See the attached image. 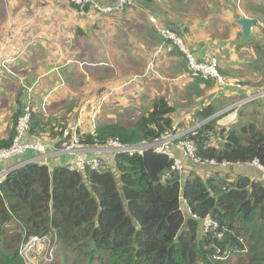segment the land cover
Wrapping results in <instances>:
<instances>
[{
	"label": "trees",
	"instance_id": "trees-1",
	"mask_svg": "<svg viewBox=\"0 0 264 264\" xmlns=\"http://www.w3.org/2000/svg\"><path fill=\"white\" fill-rule=\"evenodd\" d=\"M93 1L100 7L115 6L120 2ZM214 1L212 12L211 0H131L132 3L125 5L123 11L107 13L92 4L82 8L71 0H43L42 3L54 7L59 2L66 3L64 8L71 22L66 35L74 34L80 39L83 60L88 54L89 59L104 64L109 68L107 72H111L109 76L100 77V86L107 84L108 77H115L112 74L116 73L114 68L120 64L118 60L125 58L123 55L127 51L122 47L124 43L120 45L119 41L132 35L145 40L142 48L148 49L149 53L159 52L154 59L158 65L154 71L158 80H161L157 73L159 70H166L163 72L166 84L179 73L187 75V56L173 41L164 38L159 29L181 36L197 55L193 33L198 29H195L196 25L205 22L213 27L210 38L214 43L210 50L218 53L221 74L240 85H248L251 78L259 80L264 76V30L259 24L256 28L260 31L261 42L247 41L242 33L238 36L241 39L237 46L238 64L229 61L231 54H227L222 44L229 39L232 26L242 29L238 25L240 17L245 15L257 22L264 21V0ZM32 3L39 2L32 0ZM202 12H206V16L200 21L198 17ZM35 15V9L27 7L15 12L16 18L9 24L6 0H0V29L9 27L16 32L24 19ZM77 16L99 25L96 33L88 32L85 25L73 24ZM216 16L220 17L217 21ZM151 18H156L157 25ZM32 22L30 27L36 31L37 24ZM122 22L126 25H120ZM147 24L150 27L147 28ZM30 27L26 26L27 29ZM94 41L95 49L90 50L88 43ZM107 41L113 42L110 54L116 55L117 59L107 58V53L105 60L98 59V55L99 58L103 56V49H108ZM98 47L101 50H96ZM170 47V53L164 57L161 49L168 51ZM212 54L215 55L214 52ZM197 58L201 59L198 55ZM148 59L151 62V57ZM6 60L10 64V60ZM140 69L145 71L143 66ZM245 71L250 74L249 80L242 81L245 80L241 78ZM66 72L68 80L75 85L78 80V73H75L79 70L67 68ZM120 73L130 74L119 71L116 75L118 80ZM139 74L141 72L136 75ZM237 77L239 81L235 79ZM187 78H192L197 86L206 85V89L216 84L214 80L192 75ZM151 84L162 89L157 82ZM64 90L67 96L59 105L50 106L48 112L41 107H33L27 142L46 140L54 149H64L70 143L72 131L68 135L65 133L73 118H77L79 104L84 97L81 94L76 99L70 96V90ZM258 91L259 88L252 93L240 90V99ZM203 92L197 91L196 96L202 98ZM229 92L234 90L229 89ZM235 96L219 97L215 102L209 100L207 107L195 113L196 118L205 123L190 132L187 138L195 141L201 163L190 162V173L182 181L172 169V159L152 151L144 155L116 156L114 168L119 179L107 165L99 171L88 169L82 172L75 163L67 162L54 167L45 162H33L12 171L0 186V264H26L19 254L21 244L30 237L44 236L51 237L56 245L51 264H235L232 258L237 255L244 257L238 260L239 264H264V181L260 177L261 172L250 166L254 161L264 166V129L257 125L263 119L264 100L250 103L254 111L248 113L252 119L249 124L222 126L220 120L235 111L220 113L240 102L235 101ZM141 101L149 102L150 106L152 103V108L136 123L125 125L97 120L93 130L77 131L80 144L104 145L112 139L129 145L138 144L159 138L171 130L173 116L182 120L179 109L171 103L170 94L146 95L141 97ZM20 105L22 107L12 116L10 132L0 139V148H8L14 142L24 106ZM241 109L238 116L244 115ZM178 124L184 128L182 123ZM12 161H16L13 164L16 165L23 159ZM211 161L216 165H210ZM223 163L230 164L229 168L222 167ZM203 165L219 168H214L209 174L203 170L209 166ZM245 169L255 170L259 176L254 177ZM198 171H203L204 175L197 174ZM208 218L212 226L207 231L203 224ZM220 234L222 238H219Z\"/></svg>",
	"mask_w": 264,
	"mask_h": 264
},
{
	"label": "rangeland",
	"instance_id": "rangeland-1",
	"mask_svg": "<svg viewBox=\"0 0 264 264\" xmlns=\"http://www.w3.org/2000/svg\"><path fill=\"white\" fill-rule=\"evenodd\" d=\"M11 3L14 4L15 2L11 1ZM210 3H211L210 9L212 12V9L215 6V1L211 0ZM189 7H191V6H189ZM48 9L51 10L52 12H54L51 8L48 7ZM58 11H59L58 13L63 12L65 15L68 13V11L66 9H63L62 7H59ZM217 15H219V14L217 13ZM10 16H11V14H10ZM199 16L200 17H198V19L200 21L203 20L202 18H204L206 16V12H202L201 15H199ZM78 17H80L81 19L83 18L82 16H78ZM56 18H57V16H55V14L54 15L51 14V15H48L46 19L52 20V19H56ZM215 18H217L216 21L219 20V16H216ZM152 19H154L152 21L156 24L157 23L156 18H152ZM209 20H210V18H209ZM88 21H90V20H88ZM90 22L92 23V21H90ZM262 22H264V21H262ZM206 23L207 22L199 23L198 25L195 26V29H197V28L200 29L199 33H201L202 36L205 34L207 36L206 41L207 40L209 41L210 37L212 36L213 27H212L211 23L209 25ZM120 25H126V24L124 22H122ZM148 27H150V26L147 24V28ZM253 28H254V30H257L256 26ZM46 33H47L48 37L53 36L52 38L49 39V42H45L43 40L42 41H38V40L36 41V40L32 39L31 40L32 45L36 46L37 48H39V47L43 48L44 45H42V46L40 45L42 43L45 45L51 44V47H58L60 41L58 39L59 37H57V36L59 34L57 35L56 31L50 30V29H48ZM199 33L197 34V36L200 35ZM60 34H62V33H60ZM149 34H151V31H149ZM201 40L202 39L199 37L198 42L201 43ZM144 42H145V40L142 37H138L136 35H132L127 39L123 38L122 40L119 41V44L121 45L124 43L122 45V47L127 49V51L124 52V55H123L125 58L118 60L120 64L114 68L116 70V73H112L115 75V77L113 75H112V77H108L109 79L106 82L107 84H103L102 86H100L98 83V81L100 80V77L104 76L105 74H108V76H109V73H111V72L110 71L107 72V70H109V68L105 67L104 64H98L99 62H96L93 59L87 60V58L89 57L88 54H86V56L84 58V60H86V61H83V55L82 54L76 55L77 54L76 52L72 53L71 55L72 56L76 55V56H74L76 58H73V60H71V61L76 60V61H78V63L70 64L67 61V60L71 59L70 55L66 56L64 54L67 57V60H63V59H61L60 54L58 55L56 51L51 52V50H50V54L47 55V53H46L47 51H45V48H43L41 50L44 52L43 55L46 54V56L49 58V60L54 59L56 61L55 67L60 66L62 68L61 71H58L60 73V76H59L58 72L55 71L52 73H48L47 76H45V77H41L42 75L46 74V71L42 70V72H39L37 70V68L30 67L28 62L24 63V67L27 70L25 73H20V72H16V71L14 72V70L11 67V63L8 64L7 60L4 61V59L0 60V65L5 70L9 69L8 70L9 72L11 70L13 72V74H11V72L9 74H11V76L15 77V79L13 78L14 80H16L17 82L19 81L22 84V85L20 84V86H16L17 82H15L16 83L15 84L16 91H17V93L20 94L23 101L25 99V91H26L23 88V85H25V84H30L32 86L34 85V87H35V85H37V88L39 90V94H38L39 96L41 95V93H45V92H48V91L53 90V89L57 90L61 87H62L61 90H64L65 88L67 90H70L72 93L70 96L74 97L76 99L79 95H81V94L83 95V97H84L83 101H82V103L79 104L80 108H79L78 112L76 111L77 112V115H76L77 118L74 117L72 122H70V123H74L72 126V129H71L72 135H73L72 136L73 138L71 140H73L76 137V133L78 130H82V131H89L90 129L93 130L95 124L97 123V120L100 122L105 121V122H110V123H122L125 125H133L134 123H136L139 120V118L141 117L142 114L147 113V111L149 112V110L152 108V103L150 106L149 102L141 101L142 96L153 95V94L167 96L170 94V92H167V90L165 89V85H164L166 83H165V77H164L163 72H165L166 70L157 71L158 75L161 77V80H157L158 77L155 75V72H154L156 66H158L156 64V62L154 61V59L156 58V56L159 55V52H156V53L150 52L149 57H151V62H147L146 57H148V55H145L146 49L142 48L144 45ZM79 44H81V42H75L74 45H79ZM107 44H108L107 45L108 49L107 50L103 49V56H101V58H99L100 56L98 55L97 56L98 59L105 60L106 59L105 58L106 53H107V58L117 59L116 55L110 54V49L113 45V42L107 41ZM77 48H79V47H77ZM88 48L90 50L93 48L95 49V41L89 42ZM171 48L172 47H170L168 51L161 49L160 53H162L164 57H167L168 54L170 53ZM212 49H215V48H212ZM96 50H101V47H98ZM215 51L216 50H210L209 49L208 55L218 57V53ZM212 52H214L215 55H213ZM229 52H231V50H228L227 54ZM117 53H118V55L122 56V53L120 51H117ZM53 57H55V58H53ZM26 59H28V58H26ZM41 61H43V57L41 58ZM229 61H232V58ZM14 62H16V61H13V63ZM141 66H143V67L146 66V68H147V71L144 72L145 74L143 76H141L144 78V80L139 79V76L136 75V74L142 72L140 69ZM67 68L79 70V72L75 73V75H77V73H78V80L75 83V85H72L71 82L68 80L69 75L68 74L65 75L63 73ZM119 71H122L123 73L129 72L130 74H121L120 73L119 77H121V78H120V80H118L116 75H118ZM242 75H244V76H241V78L243 77L242 79H245V80L241 79L242 81L249 80L250 74L248 73V71L243 72ZM20 76H22L21 80L19 79ZM26 76H29V79L27 81H26V79H27ZM92 76H94L96 78L93 79ZM177 77L178 76H176L174 78H177ZM187 77H190V75L188 74ZM173 79H171V80H173ZM235 79L237 81H239L238 79H240V78L237 77ZM250 80H251V82H249L248 85H242L241 84L242 89H247L248 93H252L253 90L257 89V88H259V89L264 88V85H263L264 76H261V78H259V80H254L252 78ZM141 81H144L145 83L157 82L160 86H162L164 88V90L163 89H159V90L154 89L150 93L144 87L145 89L142 91V90H140V88L137 87V85ZM191 82H192V78H190L189 84L182 86V87H179V89H178L179 91L174 90L171 92V95L175 98L176 101L181 100L179 97L185 98L184 100H182V102H183V105H185V104L187 105L188 110L186 108L185 109L186 111H189L192 107H197L198 110L202 109L204 107H207L209 105V102H208L209 100H210V102H213V101L215 102L216 100H218L219 97L221 99L222 98L227 99L231 96H235L234 92L229 93V92H225L224 90H223L224 91L223 92L221 89V86L215 84L213 86V89H212L213 92L210 93V95H209L210 97H207L206 92L204 91L202 93L203 97L202 98L199 97L197 100H195L194 96H195V93L197 91H199V88L196 85L191 87V85H190ZM83 83L85 84V87H83ZM5 84L6 83H4V85ZM241 85L238 84V86H241ZM12 90H13V88H12ZM81 90H82V93H81ZM236 91H237V89H236ZM22 92H23V95H22ZM3 96L7 98V95H3ZM235 97H236L235 101H237V100H240V102L242 101V99H240L242 97V94H239V96H235ZM2 99H3V97H2ZM10 100H12V99L10 98ZM37 101L39 103L40 98H38ZM11 102H13V100ZM21 103H23V102H21ZM171 103L173 105H175V103L173 101H171ZM6 104H5V108H7ZM56 104L57 103H53L52 105L56 106ZM176 104L178 106L177 108L183 109V107L180 103L176 102ZM236 104L229 106V107L233 106V107H231V108H233L231 111L236 110L233 113L235 118L230 120L229 117L233 115V114H230L228 117L226 116V117H224V119L220 120V122H219L220 125L232 127V126H238V125L241 126L243 124H249V122H251L252 119L250 118V115L248 114L253 109V107H251V104L248 106H245L243 110L240 108L241 111L244 112L243 116H238V111L240 109H238V110L234 109ZM52 105L47 104L46 112L49 111L48 108L50 106L52 107ZM34 106H37L36 100H34ZM34 106H32V108ZM21 107H22V105L17 104L14 110L13 109L10 110L11 113L5 109L6 110V118H3L5 113L3 111H0V123L4 124V126H3L4 129L8 126L7 123H10V125H9L10 128L7 129L6 135L10 132V130L13 126L12 117L8 118L7 114L10 113L11 115H13L15 113V111H17L16 109L21 108ZM24 107L25 106H23V108ZM256 109L259 111L261 110L260 107H257ZM262 116H263L262 117L263 119L261 120V122L257 123V125L259 128L264 129V112H262ZM172 118H173L172 120L174 122V127H176L178 130H180L182 132H185L188 130L192 131L193 129L196 130L197 127L202 124L200 122V120L196 118L195 115H194V117L192 115V119L187 118V121H185L183 119L182 120L177 119L176 116H173ZM95 119H96V121H95ZM177 122L182 123L184 125V128H182V126L178 124L180 126V128H179V126H177ZM40 141H43V142L45 141V143H47L46 140H40ZM50 149H52V147H50ZM107 156H111V155H107ZM75 159H76V157H75ZM46 164L49 165L50 167H52V166L54 167V166L58 165L55 158L49 159L46 162ZM206 166H209V165H203L202 167H206ZM110 168L114 172L116 178L119 179V174L115 170L114 166L113 167L111 166ZM214 168H219V167L209 166L208 168H205L203 170L209 174H212L214 171ZM224 168H227V167H224ZM228 168H229V166H228ZM190 170H191V165L189 163H187L186 168H185L186 173L183 175V179H186L188 177ZM226 170H228V169H226ZM245 171L246 172H252L254 177L259 176V174L255 170H246L245 169ZM202 172L203 171H198L197 174L199 173V174L204 175ZM193 173H196V172H193ZM260 177H262V175H260ZM240 259H244V257H242L240 255L234 256L232 258V260H233L232 262L235 264L236 263L239 264L240 262L238 260H240Z\"/></svg>",
	"mask_w": 264,
	"mask_h": 264
},
{
	"label": "built area",
	"instance_id": "built-area-1",
	"mask_svg": "<svg viewBox=\"0 0 264 264\" xmlns=\"http://www.w3.org/2000/svg\"><path fill=\"white\" fill-rule=\"evenodd\" d=\"M71 1L82 8L88 4H92L96 9L104 13L123 11L125 5L132 3L131 0H120L115 6L100 7L98 4H95L93 0ZM152 20L154 19L151 18V21ZM257 24H259L260 28L264 30V22H258ZM159 31L164 38L173 41L174 44L177 45L187 56L189 75H192L193 77H201L206 80H214L217 85L225 89L240 88L237 83L232 82L221 74L219 70L220 60L218 57L211 56L207 59H198L194 52L187 47L185 40L181 36L167 29H159ZM33 87L28 86L27 88L28 94L24 103L25 107L23 108L25 115L19 117L13 144L8 148H0V186L12 171L21 166L33 162L44 161L46 163L49 159L60 155L75 156L76 168L85 172L88 169L96 171L105 169V164L98 155H111L115 158L122 154L134 156L144 155L146 152L152 151L155 154L165 155L172 159V169L180 175L181 181L183 175L186 173V163L184 162V159L195 164L201 163V160L198 157V148L195 141L187 138V135L195 129L182 132L174 126L171 130L163 133L159 138L154 140H143L138 144L130 145L121 143L119 140L115 139L107 141L104 145H81L78 135H76V137L71 140L64 149H54L51 145L40 140L27 142L25 139L31 128L32 106H34L35 100ZM259 100H264V88L259 89L255 94H249L248 97L244 98L240 103H237L234 109L238 110L247 104ZM42 109L45 111V106H43ZM232 109L233 108L227 109L220 115L226 114ZM204 123H202V125ZM201 126L199 125L197 128ZM65 135H68V132H66ZM50 147H52V149H50ZM179 155H182V157ZM15 158H21L23 161L10 167L4 166L7 161H12ZM210 165H216V163L211 161ZM229 165L230 164L228 163H223L221 166L228 167ZM250 166L256 167L261 172V179L264 181V166L258 161L252 162ZM203 225L204 229L208 231L212 226V221L208 218ZM219 238H222V234L219 235ZM55 250L56 245L53 244L51 237H30L21 244L19 254L26 264H51L55 257Z\"/></svg>",
	"mask_w": 264,
	"mask_h": 264
},
{
	"label": "crops",
	"instance_id": "crops-1",
	"mask_svg": "<svg viewBox=\"0 0 264 264\" xmlns=\"http://www.w3.org/2000/svg\"><path fill=\"white\" fill-rule=\"evenodd\" d=\"M11 1H13L15 3L12 4ZM42 1L43 0H41V1L38 0V2L41 3V4H39V3H32V0H6L8 11L10 12V14L12 16V17L10 16V18H9V24H11V21L13 20V18L14 19L16 18L14 14L17 11L24 10L27 7H33L36 11L35 17L28 19V20L24 19L23 25L20 26L16 32H12L9 27L0 29V60L1 59H4V61L6 59L10 60L11 67L14 70V72L16 71V72H20V73H25L27 71L24 67L25 62H28L30 67L37 68V70L39 72H42V70L46 71V74L42 75L41 77L47 76L48 73H52L55 71H57V72L61 71L62 68L60 66L55 67L56 61L54 59L49 60V58L46 56V54L43 55L44 52L41 51L43 48H45V51H47L46 52L47 55L50 54V50H51V52L56 51L58 55L60 54V57L63 60H67L66 56L70 55L71 59L67 60L70 64L78 63V61H76V60L71 61V60H73V58H76L74 56L79 55V54L83 55V51L80 47L81 44L74 45L75 42H81L80 39L78 37H76L74 34L66 35V33L68 32V25L71 24V22L69 20V13H67L66 15L63 12L58 13L60 11V10L58 11V8L62 7L63 9H65L64 5L66 3L65 2H59L57 4V6L54 7L52 4H44V3H42ZM45 1L48 2L49 0H45ZM48 7L51 8L54 12L49 10ZM51 14L52 15L55 14V16H57V18L52 19V20L46 19L47 16L51 15ZM243 17L249 18L245 15ZM240 18H242V17H240ZM82 19L77 16L76 19L72 23L85 25L84 27L87 29L88 32L96 33V28L99 25H95V23H91L88 20L83 21ZM230 19L233 20V16H231ZM249 19H251V18H249ZM32 21H34L37 24V30L36 31H33V28L30 27V24L33 23ZM98 24H99V22H98ZM26 26H29L30 28L27 29ZM100 26H102V24ZM16 29H14V30H16ZM48 29L56 31L57 35L59 34L57 36V37H59L58 39L60 41L59 46L58 47H51V44L45 45L42 43L40 45L41 46L44 45L43 48H41V47L37 48L36 46H33L32 42H31L32 39L36 40V41L37 40L38 41L43 40L45 42H49V39L52 38L53 36L48 37V35L46 33ZM199 30L200 29H197L193 33V39L192 40L195 42L194 43V51L197 53L198 57L200 56L201 59H204V58L207 59V58L212 56V55L211 56L208 55V52H209L208 49H210L213 46L214 42L211 40V38L209 39V41L208 40L206 41L207 36L205 34L202 36L201 33H199ZM231 31L232 32H231L229 39L226 40L224 44H222V47L225 48V51L231 50V52H229V53L231 54L232 62L235 61L236 62L235 64H238L237 63V61H238L237 46L241 43L240 42L241 39L240 38L238 39V36L240 35V33H242V29H240L237 26H235V27L232 26ZM60 33H62V34H60ZM198 33L200 34L198 36L202 39L201 43L198 42V39H199V37L197 36ZM242 35H243V33H242ZM252 35L255 37L256 41H258V42L262 41L259 29L254 30V28H253L252 29ZM97 42H98V40H97ZM77 47H79V48H77ZM74 52H76L77 54L72 56L71 54ZM242 52L243 51L241 50L240 53H242ZM145 55H148V57L150 56L148 49L145 50ZM250 56L251 55H249V57ZM42 57H43V61H41ZM148 57H146L147 62H149ZM10 58H15V59L12 60ZM26 58H28V59H26ZM53 58H55V57H53ZM87 59H89V57ZM13 61H16V62L13 63ZM234 67H236V66H234ZM8 70L6 69L7 73H5V70L2 69L0 66V111H3L5 113L3 118H6V110H8L11 113L10 110L15 109L16 105L18 104V101H19V104L21 102H23L22 104L24 105V103L27 99V94H28L27 88H28V86H32L30 84L23 85V88L26 90L25 91V99L23 101L20 94L17 93V91H16V86H20L21 83L19 81L17 82L16 80H14L15 79L14 76L7 75L8 73H10ZM146 71H147V68L145 66L144 72H146ZM144 72H141V74H139L138 76H143L145 74ZM63 73L65 75H67L66 70ZM58 74L60 76L59 72H58ZM187 75H182L181 73H179L177 75L178 76L177 78H174L172 82L166 84L167 86L170 85L169 87L165 86V89L168 92H170V100L175 103V106H177L176 102H178L182 105L183 109L182 108H180V109L178 108V109H179V112L182 114V119L185 121H187V118L192 119V115L194 117L198 108L192 107L189 110L190 112L186 111L185 109L187 108V105L186 104L183 105V102H182V100H184L185 98L179 97L181 100L176 101L175 98L171 95V92L174 90L179 91L178 90L179 87H182V86L189 84L190 78H187ZM21 77L22 76H20V78H19L20 80H21ZM26 78H27L26 79V81H27L29 79V76H26ZM140 79L144 80L143 77H140ZM15 82H17L16 86H15V84H16ZM4 83H6V84L4 85ZM190 85H191V87H193L195 85L193 80H192ZM153 86L154 85L151 84V82L145 83L144 81L139 82V84L137 85V87L140 88V90L143 91L146 88V90L150 93L154 89H158V88H155ZM12 88H13V90H12ZM33 88H34V97L36 100V105L38 107H43V106L47 107V104L52 105L53 103H57L56 105H59L63 101V97L67 96V92L65 90H61L62 87L57 89V90L53 89V90H50L48 92L41 93L40 96L38 95L39 90L37 88V85H35V87H33ZM198 88H199V91H206L207 97H210L209 96L210 93L213 92L212 91L213 88L206 89V85L201 84L200 86H198ZM162 89H164V88L162 87ZM221 89L224 90L225 92H229V89H225L223 87H221ZM240 90L244 91L247 89H242V85H241L240 88H237V91H236V89H234V93L236 95H239ZM3 95H7V98L4 97ZM22 95H23V92H22ZM153 95H155V94H153ZM196 95H197V92L195 93V96H194L195 100H197L199 98ZM2 97H3V99H2ZM10 98L13 100V102H11L12 100H10ZM38 98H40L39 103L37 101ZM5 104L7 105V108H5ZM230 108L231 107H229L228 109H230ZM187 110H188V108H187ZM10 113L7 114L8 118L13 116ZM233 118H235L234 114L229 117L230 120ZM7 125L8 126L4 129V127H3L4 124L0 123V139L6 137V131H7V129L10 128V126H9L10 123H7ZM29 156H32V155H29ZM98 156H100V155H98ZM179 156L182 157V155H179ZM53 158H55V160L58 164H63L64 162L71 163V164L75 163V157L71 156V155H60V156L53 157ZM100 158L104 161L105 165H107L109 167L115 166V158L114 157L102 155V156H100ZM184 162L186 164L190 163L186 159H184ZM15 163H16V161H12V162L7 161V163H5L4 166L10 167L11 165H13Z\"/></svg>",
	"mask_w": 264,
	"mask_h": 264
},
{
	"label": "water",
	"instance_id": "water-1",
	"mask_svg": "<svg viewBox=\"0 0 264 264\" xmlns=\"http://www.w3.org/2000/svg\"><path fill=\"white\" fill-rule=\"evenodd\" d=\"M238 25L242 28V33H243V37H244L245 40H247V41H254L255 40V37L252 35V29H253V27H255L257 25V21L256 20L249 19V18H246V17H242V18H240L238 20ZM21 115L22 116L25 115L24 109L22 110ZM217 116H219V114L216 115L215 117H217ZM215 117H213V118H215ZM213 118H211L209 120H212ZM73 124L74 123H70L69 124V126L67 128V132L71 131Z\"/></svg>",
	"mask_w": 264,
	"mask_h": 264
},
{
	"label": "clouds",
	"instance_id": "clouds-1",
	"mask_svg": "<svg viewBox=\"0 0 264 264\" xmlns=\"http://www.w3.org/2000/svg\"><path fill=\"white\" fill-rule=\"evenodd\" d=\"M231 107H233V106H231ZM41 108H42V107H41ZM46 108H47V107L45 106V111H46ZM226 110H227V109H226ZM234 111H235V110H234ZM223 112H224V111H223ZM223 112H222V113H223ZM220 114H221V113H220ZM230 114H233V113H230ZM230 114H228L227 117H228Z\"/></svg>",
	"mask_w": 264,
	"mask_h": 264
}]
</instances>
